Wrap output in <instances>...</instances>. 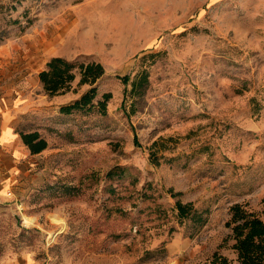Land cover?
I'll return each mask as SVG.
<instances>
[{
  "label": "rangeland",
  "instance_id": "1",
  "mask_svg": "<svg viewBox=\"0 0 264 264\" xmlns=\"http://www.w3.org/2000/svg\"><path fill=\"white\" fill-rule=\"evenodd\" d=\"M0 28V109L47 140L1 176L0 264L235 258L229 207L264 199V0H0ZM56 55L102 63L104 113L60 111L89 86L47 94Z\"/></svg>",
  "mask_w": 264,
  "mask_h": 264
},
{
  "label": "trees",
  "instance_id": "2",
  "mask_svg": "<svg viewBox=\"0 0 264 264\" xmlns=\"http://www.w3.org/2000/svg\"><path fill=\"white\" fill-rule=\"evenodd\" d=\"M5 37L0 28V40ZM105 70L101 62L96 60H70L63 56H52L45 67L38 72V78L44 91L49 95L63 94L70 90L72 82L78 78V85H88L77 98L60 106L63 113L73 111H91L98 108L104 113L110 93H104L102 99H97L96 81L103 76ZM127 83L128 77H122ZM22 142L31 154L41 152L47 147V140L38 130L19 131ZM175 196L174 193L171 194ZM174 208L179 222L190 220L197 231L206 221L192 202H182L177 199ZM229 218L225 226L229 228L233 240L232 249L235 258H230L215 251L208 262L203 264H264V199L259 211L251 210L241 203L229 207Z\"/></svg>",
  "mask_w": 264,
  "mask_h": 264
},
{
  "label": "crops",
  "instance_id": "3",
  "mask_svg": "<svg viewBox=\"0 0 264 264\" xmlns=\"http://www.w3.org/2000/svg\"><path fill=\"white\" fill-rule=\"evenodd\" d=\"M14 126L11 110L5 112L0 109V181L2 180L1 176L12 169L14 162L19 161L27 154H31L28 147L22 142L19 131H16ZM7 159L12 162L1 167L2 161Z\"/></svg>",
  "mask_w": 264,
  "mask_h": 264
},
{
  "label": "bare ground",
  "instance_id": "4",
  "mask_svg": "<svg viewBox=\"0 0 264 264\" xmlns=\"http://www.w3.org/2000/svg\"><path fill=\"white\" fill-rule=\"evenodd\" d=\"M23 218H24V221L27 222V223L32 222V218H30V217H28L26 215H24ZM50 236L53 237L54 236V233L51 234Z\"/></svg>",
  "mask_w": 264,
  "mask_h": 264
}]
</instances>
